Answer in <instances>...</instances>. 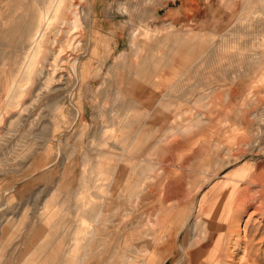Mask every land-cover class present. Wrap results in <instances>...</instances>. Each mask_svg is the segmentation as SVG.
<instances>
[{
    "label": "rangeland",
    "instance_id": "374dc122",
    "mask_svg": "<svg viewBox=\"0 0 264 264\" xmlns=\"http://www.w3.org/2000/svg\"><path fill=\"white\" fill-rule=\"evenodd\" d=\"M56 2L0 0V264H264V0Z\"/></svg>",
    "mask_w": 264,
    "mask_h": 264
},
{
    "label": "bare ground",
    "instance_id": "6f19581e",
    "mask_svg": "<svg viewBox=\"0 0 264 264\" xmlns=\"http://www.w3.org/2000/svg\"><path fill=\"white\" fill-rule=\"evenodd\" d=\"M62 0H57L55 6H54V11L56 12L57 9L59 8L60 4H61ZM50 4V2H49ZM50 8V6L48 7ZM48 8H45L44 10V19L47 21L51 16H50V13L48 11ZM41 35V33L38 35L37 39L39 38V36ZM35 43H38L36 40H35ZM31 63V61L29 62ZM11 92H12V89H10V91L8 92L7 94V97H9L11 95ZM110 195V194H109ZM108 197V196H107ZM106 198V196H105ZM245 202V201H243ZM241 203H239L237 206H236V210L238 211L237 214L234 215L233 217V222L232 223L233 225H238L239 221L241 220V218L243 217V211L241 210ZM240 209V210H238ZM99 213V212H98ZM101 213H102V210H101ZM229 213V212H228ZM99 214H97L98 216ZM96 216V215H95ZM98 218V217H97ZM200 221V220H199ZM213 224V221L211 222ZM186 224V223H185ZM197 224V223H196ZM199 225V224H198ZM188 227V226H187ZM262 233V232H261ZM241 234V230H239V228L236 230V236H237V239L239 237V235ZM254 235V234H253ZM250 236V235H249ZM196 237V236H195ZM205 237V236H204ZM197 238V237H196ZM262 240L264 241V234H263V237H261ZM241 239V238H240ZM245 240V239H244ZM195 241V240H194ZM242 241L241 240H237V241H234V243L232 244L233 246H239L240 243ZM254 243V241L252 240V238L250 239H247L244 241V244L246 245L245 246V254L244 256H242L243 258L241 259V261H245V262H249V264H257V260H253L251 258H249V255H251V252L248 250V248ZM200 242H193V245H195V249L194 250H191V252L189 253V255H187V257L185 258L187 260L186 264H224L225 261V258L229 259L230 257L233 256V253L231 254H226L225 257H223L222 259L219 258V251L217 250V247L213 250V254L208 257L207 259H204L201 252H199V250L202 251V247H200ZM181 245V244H180ZM192 245V246H193ZM191 246V245H190ZM181 247V246H180ZM236 247V248H237ZM235 248V249H236ZM183 249V248H182ZM188 252V251H187ZM186 252V253H187ZM203 252V251H202ZM185 254V252H184ZM183 254V255H184ZM188 254V253H187ZM235 255V254H234ZM85 256V255H84ZM83 256V257H84ZM230 256V257H229ZM82 259V258H81ZM182 260V258H181ZM180 261L176 262L175 264H180L182 263ZM223 261V262H222ZM229 261H231V264H234V259L232 258V260L230 259Z\"/></svg>",
    "mask_w": 264,
    "mask_h": 264
},
{
    "label": "crops",
    "instance_id": "0c3cea01",
    "mask_svg": "<svg viewBox=\"0 0 264 264\" xmlns=\"http://www.w3.org/2000/svg\"><path fill=\"white\" fill-rule=\"evenodd\" d=\"M106 196L107 198V195H104V197ZM105 198V199H106ZM103 200V198H102ZM101 200V201H102ZM93 200L92 199H87L85 201V206H92L91 204H93V206L96 208L95 209V217L93 218V220H98V216L97 214H100L101 213V210H102V213L107 211V208L106 206H96L95 203H92ZM100 202V201H99ZM99 212V213H98ZM102 223L104 225H106L107 221L105 220V218L103 219ZM97 228V227H96ZM95 230H92L91 231V238L88 239V241L84 244H82L81 242H79V240L77 239L78 236H74V239H75V245L73 246V248H70V252L69 253H72L74 258L78 259L79 263L78 264H90L91 261L93 260V256L92 253L87 257V254H89L88 252H90V250L93 248V247H96L95 249H97V247H99L100 245L104 244L107 242V240L110 238L113 237V234L111 233V231H106V232H103L101 229H96ZM106 234V235H105ZM75 235H77V233H75ZM102 235H104L105 237H101ZM85 255V256H84ZM84 256V257H83ZM82 258V259H81ZM89 261V262H88Z\"/></svg>",
    "mask_w": 264,
    "mask_h": 264
}]
</instances>
